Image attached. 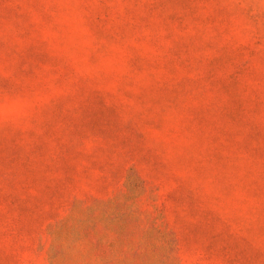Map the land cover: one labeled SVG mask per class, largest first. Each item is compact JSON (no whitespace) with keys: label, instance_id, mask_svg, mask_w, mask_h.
<instances>
[{"label":"rangeland","instance_id":"374dc122","mask_svg":"<svg viewBox=\"0 0 264 264\" xmlns=\"http://www.w3.org/2000/svg\"><path fill=\"white\" fill-rule=\"evenodd\" d=\"M0 264H264V0H0Z\"/></svg>","mask_w":264,"mask_h":264}]
</instances>
